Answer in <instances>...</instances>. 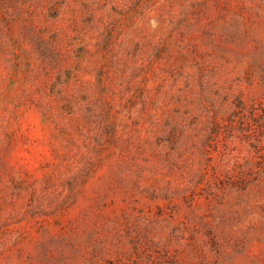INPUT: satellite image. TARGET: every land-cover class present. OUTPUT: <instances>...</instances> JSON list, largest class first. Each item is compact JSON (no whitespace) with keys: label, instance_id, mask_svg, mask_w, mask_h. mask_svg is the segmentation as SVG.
<instances>
[{"label":"rangeland","instance_id":"1","mask_svg":"<svg viewBox=\"0 0 264 264\" xmlns=\"http://www.w3.org/2000/svg\"><path fill=\"white\" fill-rule=\"evenodd\" d=\"M0 264H264V0H0Z\"/></svg>","mask_w":264,"mask_h":264}]
</instances>
